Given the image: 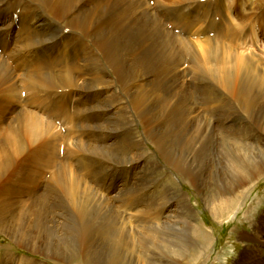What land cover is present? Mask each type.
Wrapping results in <instances>:
<instances>
[{"label": "bare ground", "instance_id": "6f19581e", "mask_svg": "<svg viewBox=\"0 0 264 264\" xmlns=\"http://www.w3.org/2000/svg\"><path fill=\"white\" fill-rule=\"evenodd\" d=\"M182 1L165 13L175 16L186 37L167 30L150 0H0V230L20 246L64 261L79 257L84 264H125L127 248L139 259L135 241L139 224L132 222L141 201L144 207L151 206L143 195L150 189L153 171L148 166L135 174L144 158L133 156L135 148L151 142L179 175L200 189L207 185L203 170L194 165L205 146L209 148L214 128L198 109L197 90L190 83L183 85L187 70L196 69L211 84L235 93L244 112L264 129V70L255 53L238 44L245 26L230 14L233 1ZM12 25L16 32L11 36ZM249 28L255 38L254 26ZM213 29L216 36L199 38ZM189 44L196 47L194 53ZM201 60L209 66V76L200 70ZM178 86L191 90L181 93ZM121 88L129 94L132 110L124 104L117 114L120 103L116 102L126 99L117 93ZM64 102L71 112L62 116L73 128L67 130V140L71 138L65 160L59 163L53 144L59 147L64 135L55 125V104ZM80 105H86L92 121L86 129L77 126L74 110L79 113ZM138 122L141 132L133 129ZM29 149L31 163L25 158ZM41 163L49 170L55 168L51 180L57 204H53L76 214L79 231H72L70 245L46 234L55 214L45 217L48 208L39 202L43 197L36 186L43 170L24 171ZM231 169L228 180L212 185L218 199L212 211L217 218L229 217L237 203H245L250 189L245 188L264 174V159ZM91 200L110 208L115 216L89 211ZM117 203L120 210L112 208ZM142 212L146 222L150 212L146 207ZM259 224L264 227V216ZM193 233V248L205 251L210 233L200 224L193 226ZM100 238L115 243L108 255L97 251ZM25 261L24 255L15 258L17 264Z\"/></svg>", "mask_w": 264, "mask_h": 264}, {"label": "rangeland", "instance_id": "374dc122", "mask_svg": "<svg viewBox=\"0 0 264 264\" xmlns=\"http://www.w3.org/2000/svg\"><path fill=\"white\" fill-rule=\"evenodd\" d=\"M154 1L155 0H150L151 6H153L152 10L158 15L156 16L157 18L163 20L167 30L174 32L176 36L186 37L185 32H182L180 29L181 24L176 21L175 16H170L165 13L170 8L180 5L184 1L173 0L172 2V0H166L167 5H155ZM231 1H233V8L230 14L234 16V19L236 18V21L238 20L237 22L239 24L245 26L243 27L245 32L243 31L238 44L240 43L239 45L245 46V49L250 48V50L255 53V58L257 57L256 60L259 58L257 60L258 65L264 70V0ZM251 25L254 26L253 29L257 33L255 38L251 33V28H249ZM12 27L11 36L16 32V27L13 25ZM207 33L201 34L199 38L203 39L216 36L214 29L209 32V35ZM188 36L190 38L191 35L189 34ZM244 40L246 42H244ZM188 48L193 53L196 51V47L192 46V44L191 46L189 44ZM189 59L190 56H187L186 60ZM201 62L202 67L200 70L202 69V72L204 74L206 73V76H209L211 74L209 66H206L202 60ZM187 67H189V63H186L185 68ZM197 69L199 70V68ZM192 70L193 71L187 70L185 83H183V85L190 83L192 84L190 88L192 90H197L198 109L201 114L213 124L214 128L209 148L207 149L208 146H205L204 151L200 153L201 159L199 158L194 165L199 166L201 171L203 170V180L207 185L204 189H200L193 182L179 175L166 164L161 155V151L151 142L145 141V147H136L134 150L135 155L133 156H143L144 158L140 166L134 170V172L137 171L135 174L145 170L148 166L151 167L153 171L149 177L151 184L149 183L148 185L150 189L147 195H143L146 204L149 203L151 205L145 206L150 212L148 214L150 219L148 218L146 222L143 221L144 216L142 211L145 207L141 201L138 208L134 211L137 215L136 218H133L134 221L132 222L133 225L139 224L135 232L136 248L138 249L137 253L139 259L138 257L136 258L134 253H131V248H127V251L124 252L123 255L125 262L127 264L132 263V261H139L140 264H264V227L262 224H259L264 216V174L256 178L252 183V185L254 184L252 187H250V185L248 187L246 186L247 188H245V190L250 188L251 191L250 189L247 191L245 203H243L244 201L237 203L238 206H235L233 213H229V217L224 216L217 218L212 211V206H214L218 200H215V189H213L214 187H212V185L220 184L228 180L229 175L233 172L231 169L233 166L248 164L254 161L257 162L264 159V129L260 127L258 121L252 115L244 112L242 106L239 104L240 102L235 97V93L230 92L220 84H214L213 80V84H211L205 76L195 72L196 69ZM190 88L188 87L187 89ZM177 89L181 93L187 90L184 86H178ZM263 90L264 86L261 95V103H263L262 106L264 108ZM117 93L126 98L124 102H116L120 103L119 109L122 108L121 105L126 104L128 109L132 110L129 94H126L125 90L122 88L119 89ZM210 98H212V102L209 104L208 101H210ZM90 106H94V103L92 102ZM79 107L81 108L79 113L74 110V112L77 113L76 115L79 116L77 119V126L81 125L86 129L92 121L88 117L89 112H85L86 105H80ZM64 109L66 111L61 113ZM119 109L116 111L117 114L122 112V109ZM69 112H71V110L67 108V103L55 104V125L64 135H62L63 137L60 140L59 147L55 148L53 144V156L58 157L56 160H58L59 163L65 160L67 143H69V139L71 138L69 137L67 140L69 132L67 130L70 129L71 131L73 128L71 124H67L64 116H62ZM114 115H116V113ZM103 118L104 117L98 120L97 123L102 121ZM85 129L76 128V130L80 131ZM133 129L136 132H141L143 126L138 122L134 125ZM259 132L262 135L259 134ZM75 133L78 135V132ZM120 139L121 138H118L117 142L120 141ZM70 141L73 143L76 142V140ZM26 151L25 158L31 163L30 161L32 159L29 158L28 160L31 149ZM202 155H204V157ZM42 163L40 166L36 164L39 168L35 166L30 170L28 166H25L26 169H24V171L34 173L42 168L43 171L40 170L42 172V177L39 182L41 186L38 184L36 187L41 192V197L45 198V201L42 198L39 199V202H45L44 207L48 208L44 211L45 217L50 216V213L53 211L55 214V223L47 224V229L50 230L48 231L50 233L46 234H50L55 242H65L67 245H70L73 241L72 231H79L78 222L74 221L77 219L76 214L73 210L69 213L62 212L59 206L53 204L55 201V193L53 191L54 187L52 185L54 184L51 180V175L55 171V168L49 170L45 168V166H42ZM71 165L75 166V162L71 161ZM135 176L136 175H134L133 178H135ZM20 184H26L28 187L33 188L29 183ZM21 199L32 202L28 197H22ZM91 201L92 203L88 208L89 211L103 214L110 213L109 215L115 216L116 213L110 208L108 209L96 201ZM55 204H57L56 201ZM67 204L68 206H72L71 202L70 204L67 202ZM117 204H113L112 208L120 210L121 203ZM165 205H167V211L163 212V206ZM198 224L207 230L211 236V241L207 243L209 247L207 246L205 251L193 248L195 245L193 226H197ZM80 239L78 235L77 240L80 241ZM101 240L100 238L96 243L98 246L97 251L101 255H108L109 250L115 246V243L111 240ZM256 254H258V257ZM23 255L26 257L24 264H84L79 257L72 259V261L69 259L64 261L41 250L40 252H33L24 245L20 246L11 237L2 233L0 230V264H17L15 258Z\"/></svg>", "mask_w": 264, "mask_h": 264}]
</instances>
